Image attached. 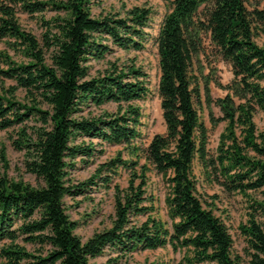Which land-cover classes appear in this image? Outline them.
Returning a JSON list of instances; mask_svg holds the SVG:
<instances>
[{"label":"trees","instance_id":"1","mask_svg":"<svg viewBox=\"0 0 264 264\" xmlns=\"http://www.w3.org/2000/svg\"><path fill=\"white\" fill-rule=\"evenodd\" d=\"M92 3L0 0V40L25 59L16 61L0 51V78L14 82L0 93V130L15 129L11 145L22 152L25 171L37 180L33 185L0 175V264H97L92 260L106 248L122 256L166 246L183 253L178 264H240L231 253L226 225L197 194L195 160L208 173L213 170L224 191L258 195L239 228L248 245L246 264H264V134L253 121L257 109L264 111V46L254 40L264 10L249 9L247 0H170L156 37L165 131L145 147L132 145L134 160L122 159L119 152L89 179L74 183L76 159L95 155L94 139L131 145L141 136L142 111L134 102L150 91L148 73L134 61L110 63L95 76L88 62L104 59L113 47L143 49L151 9L134 5L123 15L95 17ZM47 7L56 14L44 21L39 41L22 29L17 13L33 15ZM207 48L230 64L233 75L223 86L228 93L214 101L222 116L209 113L212 125L226 121L212 157L208 127L199 113L203 103L213 101L203 74ZM17 89L24 91L23 101ZM108 103L116 111H87ZM0 157L6 165L4 145ZM120 167L130 177L126 187L114 186L111 226L82 240L74 233L77 222L66 214L64 198L83 194L98 178L108 185ZM149 167L168 185L170 227L152 215L154 198L146 193Z\"/></svg>","mask_w":264,"mask_h":264},{"label":"rangeland","instance_id":"2","mask_svg":"<svg viewBox=\"0 0 264 264\" xmlns=\"http://www.w3.org/2000/svg\"><path fill=\"white\" fill-rule=\"evenodd\" d=\"M46 1V0H42ZM91 5L92 15L97 17L106 13H119L123 15L126 9L137 5L145 6L151 9L152 15L145 28L147 39L144 43V48L141 50L124 51L117 47H113L110 53H107L104 59L90 60V75L103 73L110 63L117 65L135 62L136 65L143 67L149 75V94L143 100L135 101L134 103L141 108L142 125L140 127L141 136L131 145H110L100 143L94 139L96 153L93 157L76 159V167L71 171V178L74 183L85 181L95 174L96 169L103 162L114 158L119 152L122 159H132L136 157L131 153V146L145 147L152 136L165 131V125L162 118L160 108V99L158 96V81H159V65L158 51L156 45V37L159 32L161 22L164 15L169 11L170 0H92ZM249 9L257 8L264 10V0H247L246 3ZM56 13L49 7L41 13L29 15L27 13L18 12V20L22 29L32 33L41 41V35L46 31L45 20H49ZM259 46H264V24L254 38ZM0 51H5L10 57L16 61H24L20 53L13 50L4 39L0 40ZM47 57V56H46ZM48 60V58H47ZM205 74L208 80L210 95L213 101L207 105L203 103L199 108L201 119L208 127V157L216 155L217 147L220 140V134L223 132L226 121H220L216 125H212L209 119V113H213L215 117L222 116L220 108L214 102L216 99L224 97L228 90L223 86L228 85L232 80V72L230 64L220 58H216L207 48V54L203 58ZM49 61V60H48ZM211 61V62H210ZM207 62L211 63L208 64ZM14 82L9 79L0 78V93L3 89L9 88ZM264 85V83H263ZM15 95L18 100L23 101L24 91L17 89ZM114 103L104 104L101 107H91L89 110L92 114L101 113L102 110L108 112L116 111ZM87 111L85 113H87ZM253 121L258 132L264 134V111L257 109L253 116ZM31 123V122H30ZM15 129L0 130V149L5 146V155L7 163L0 157V175L6 174L8 178L19 180L22 179L30 184L36 185L35 177L26 172L23 167L22 152L17 151L11 145L9 135H13ZM88 138H85L87 140ZM102 150L103 152H99ZM144 159H140L143 163ZM193 171L197 180V194L203 201L204 205L210 207L213 213L219 217L226 225L233 239L231 249L232 255L238 256L240 264H246L248 260V245L242 234L239 226L245 224L249 218V213L253 212L250 207L252 200L258 195L249 192L247 196L239 193H228L214 179L213 170L209 172L199 163L194 161ZM108 172H102L101 176ZM130 172L123 168H119L117 173L111 174V182L104 185L101 178L95 179V184L90 185L83 194L70 197L66 196L63 200L65 212L70 220L77 222L74 233L82 240H85L93 233L101 231L111 226V217L114 213V186L118 185L124 188L128 184ZM168 192V185L164 178L155 172L152 167L147 171L146 193L154 199L155 210L152 215L160 218L168 227L171 225V220L167 214L165 204V196ZM257 216V215H256ZM145 217H140L137 221L144 220ZM1 245V243H0ZM29 249L31 246L26 245ZM182 252L173 251L170 246L158 248L156 250H136L129 254L120 256L119 252L113 248H106L101 256L96 257L92 261L97 264H178L182 258Z\"/></svg>","mask_w":264,"mask_h":264}]
</instances>
